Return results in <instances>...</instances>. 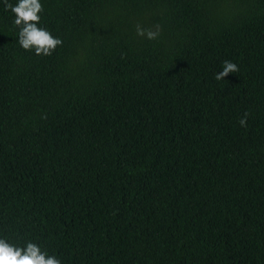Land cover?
I'll list each match as a JSON object with an SVG mask.
<instances>
[{
  "label": "trees",
  "instance_id": "obj_1",
  "mask_svg": "<svg viewBox=\"0 0 264 264\" xmlns=\"http://www.w3.org/2000/svg\"><path fill=\"white\" fill-rule=\"evenodd\" d=\"M40 2L51 56L0 0V238L61 264H264V0Z\"/></svg>",
  "mask_w": 264,
  "mask_h": 264
},
{
  "label": "clouds",
  "instance_id": "obj_2",
  "mask_svg": "<svg viewBox=\"0 0 264 264\" xmlns=\"http://www.w3.org/2000/svg\"><path fill=\"white\" fill-rule=\"evenodd\" d=\"M5 11L13 14V24L19 29L18 44L25 51H34L39 56H51L58 46H62L63 41L54 37L49 30L39 26L41 16L44 11L40 0H18L13 5L4 0ZM152 28L136 25L137 36L148 40H155L160 35L159 26ZM239 68L236 63L225 60L222 71L215 74L216 80H223L229 73H237ZM248 113L239 119L241 127L247 126ZM0 264H61V260L55 255H49L46 250H41L36 243L28 241L24 246H17L0 238Z\"/></svg>",
  "mask_w": 264,
  "mask_h": 264
}]
</instances>
